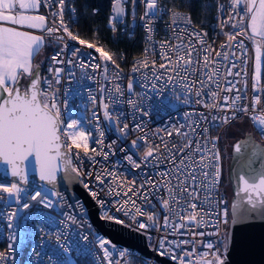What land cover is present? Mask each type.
Instances as JSON below:
<instances>
[{"label": "built area", "instance_id": "2783aa9c", "mask_svg": "<svg viewBox=\"0 0 264 264\" xmlns=\"http://www.w3.org/2000/svg\"><path fill=\"white\" fill-rule=\"evenodd\" d=\"M74 1L65 0L64 20L69 30L77 34L74 29L77 21ZM146 3L147 0L135 2L125 0L123 4L125 13L114 20L116 14L113 11L115 4L113 0L110 17L113 40L118 41L125 34L129 37L134 35L130 33V27L133 19L132 7L135 4V31L138 30L142 36V49L124 68H117L111 62H107V73L104 71L105 62L98 58L99 53L94 49L72 41L62 30L51 36L46 32L40 33L50 44L47 63L42 69V81L45 79L51 81V91L55 93L61 119L64 121L61 128L66 130L68 123L77 120L90 135L89 156L73 147L70 153L72 161L70 167L80 170L82 174L79 175V179L89 195L91 191L98 193L96 198L90 196L99 206V216L102 219L107 215L114 219L106 220L112 222H115V219L122 220L123 223L120 225L143 234L148 248L159 255L161 241L165 242L164 250L171 249V253L177 257H181L184 251H193L194 247L197 253L213 251L220 255L221 239L228 233L231 221V200L223 191L225 169L221 139L227 127L246 119L257 141L264 142V134L251 119L253 115H260L264 111V91H255L256 87L264 89V58L261 81L257 86L254 80V49L251 42L243 36H237L230 50L221 47L228 43L224 33L238 31L233 29V22L228 21L230 14L235 15L231 13L230 0L220 3L213 18L204 25L196 24L192 20L190 24L182 20L173 23V13L183 16L189 14L169 9L167 0H157L159 11L155 16L151 13L145 16ZM58 7L56 0H52V4L43 2L41 4V13L49 17L50 26L53 19L56 20L57 26L59 24L58 17L51 15ZM113 23L115 28L112 27ZM148 26H151V32L148 31ZM194 33L201 34L205 40L204 45L199 43ZM204 33L207 35L204 36ZM59 36L65 38L67 49L64 48V43L57 41L56 38ZM240 41L244 42L246 53L236 47ZM162 44L163 51L172 59H175V53L170 50L172 46L183 44L187 48L194 45L196 51L192 55L200 61L198 65H193L197 70L177 73L160 68L161 63H167L160 55ZM208 46L212 48L211 53L205 51ZM74 48L80 49L75 55ZM217 52H227L229 58L225 60L222 55L217 56ZM58 53V58L62 62L54 63L51 57ZM205 55H210L211 60L217 63L204 68ZM145 58L148 60V67H140L139 62ZM96 64H100L101 67H93ZM233 64L236 67H232ZM134 68L138 70L133 71ZM212 68L219 69V75L214 77L219 82V88L203 76L204 72H210ZM56 69H61L59 82L55 78ZM229 70L233 75H227ZM237 72L240 74L236 75ZM170 76L172 79H169ZM201 79L206 81V86L203 87L204 94L197 97L194 93L196 89L202 87L199 83ZM245 80L247 88L244 86ZM192 81L196 83L189 92L184 85H191ZM129 84L132 85L131 90ZM233 85L235 88L232 92L225 91ZM236 89H239V92ZM212 91L218 93V101L223 110L205 106L213 103L210 96ZM236 95L241 96L237 108L247 107L248 113L229 110L231 98ZM257 95L261 97L260 105L255 104ZM224 96L230 97L227 104L223 100ZM185 100L188 103H185ZM197 100L201 103H197ZM105 104L108 105L107 111L111 119L104 116ZM225 116L228 117L227 122L223 119ZM125 124L128 125L126 134L121 132ZM176 130L188 135L186 137L177 135ZM168 132L172 135H167ZM140 137L145 139H139ZM188 139L193 141V147L196 143L201 146L202 151L196 154V161H199L200 155H204L206 157L204 163L208 164L207 168L198 167L196 171L195 191L198 192L200 199L193 202L197 204V211L201 212L205 221L200 226H196L195 222L188 223V213L193 210L187 206L186 194L178 197L180 203L170 201L171 211L165 210L162 204L163 199H169L165 182L170 183L173 188L178 183L171 174L173 165L164 144L167 143L168 148L176 153V160L179 161L181 154L173 145L183 146ZM133 140L137 142L135 148L132 146ZM149 145L159 146L160 151L154 153V157H160L159 160L154 157L148 158L147 162L144 160V152ZM92 149H95V152ZM185 152L191 153L192 149H186ZM89 157H94V160ZM128 157H131L132 162ZM136 164L140 167L137 168ZM217 166L220 171L219 182L213 188L211 185ZM203 171L208 172L207 179L202 176ZM164 172L170 174L161 175ZM97 175L102 177V184L96 179ZM149 181L151 183H148ZM201 183L204 187H200ZM0 184L6 187L17 184L22 189L18 198L15 194L9 195L0 190V253L6 254V259L0 261V264H61V261L66 264H77L79 259H86L90 264H107L97 237L111 240L95 229L88 209L81 200L72 201L75 212L64 192L63 198L58 199L57 192L45 185L31 190L13 181ZM142 184L144 187H140ZM130 187L132 191H128ZM37 192L40 193V197L30 199ZM125 192L127 195H124ZM145 194L148 195L147 202L143 198ZM205 197L208 198L207 202ZM124 201L129 203L124 205ZM131 201H135V206ZM136 207H140L145 213L155 215L156 222L149 221L147 215H137ZM225 210L228 211L227 223L224 222L223 216ZM180 216H184L185 219L181 220ZM165 218L169 221L168 225L164 223ZM141 223L149 227L142 229L139 227ZM181 224L186 227H180ZM201 232L206 235H198ZM184 240L190 243L183 244ZM201 241L203 243H200ZM175 242H181L180 247H177ZM209 242L214 245L212 250L205 247ZM106 246L113 252L112 259L116 264H161L155 258L146 257L135 249L119 247V244L112 241L111 245ZM121 251L125 252L123 257L119 256ZM163 257L178 264V260H173L170 254Z\"/></svg>", "mask_w": 264, "mask_h": 264}, {"label": "snow or ice", "instance_id": "6c2138e0", "mask_svg": "<svg viewBox=\"0 0 264 264\" xmlns=\"http://www.w3.org/2000/svg\"><path fill=\"white\" fill-rule=\"evenodd\" d=\"M52 4V0H0V162L11 166V174L14 177H19L21 180L27 181L26 175V165L29 158H34L35 163L39 166V175L41 180L48 181L49 183H54L57 179V173L61 171L63 164V171L66 175H71L75 173L77 176L82 173L76 167L71 166V156L69 155L73 147L83 151L85 156H89L90 148V135L85 132L83 127L80 126L77 120H72L66 125V130L61 128L64 121L61 119V112L59 105L56 103L55 93L51 91V81L41 79L39 75V65H36V71L34 72L33 60L35 56L39 55L41 49L45 46V36L34 34L33 31L38 30L43 33L46 32L49 36L63 31L67 33V38L72 41H77L79 45H85L89 49H94L96 53H99V59L105 62L104 71L107 73V62H111L117 68L119 64L114 58V54L106 51L104 47L97 46V43H90L86 39L80 38L78 34H74L69 30L68 25L64 20V10H65V0H56L58 3V10L52 12V17H58L59 24L56 25V20L51 21L49 25V17L43 14H39V9L41 4ZM135 2V0H133ZM125 0H115L113 11L116 14L113 18L114 20L125 13V8L123 4ZM231 13L228 16V21L233 22V29H238L235 33H224L227 37V45H221L222 48L227 47L229 50L233 47V42L237 40V36H243L245 39L251 42V46L254 49V80L258 86L261 81V66L262 58H264V0H230ZM145 16L151 13L155 16L156 12L159 11L157 7V0H147L146 3ZM177 20H182L186 24L191 23L190 16H183L179 13H173V23ZM224 23L221 24V27ZM115 28V24L112 25ZM27 29V30H25ZM148 31L151 32V26H148ZM198 38L201 45L205 44V40L201 37L200 33H194ZM204 36L207 33L203 34ZM58 42L64 43L65 38L59 36L56 38ZM166 43V42H165ZM236 47L243 49L247 52V48L243 41H240ZM64 48L67 49V43H64ZM164 44L161 45L160 55L167 63H161L160 68L170 70L172 72H195L197 69L193 65H198L200 61L195 59L192 55L196 51L195 46L187 47L183 44H177L172 46L170 50L175 53V59H172L167 52L163 51ZM80 51L79 48L73 49V55ZM205 51L208 53L212 52L211 46H208ZM217 56H223L227 60L228 53L217 52ZM59 53L52 56L51 59L54 63H61L59 60ZM246 59V56H245ZM217 63L211 60L210 55H205L203 57V67L209 68L211 64ZM140 67H148V60L139 62ZM155 66V62H153ZM171 66V67H169ZM93 67L99 68L100 64L93 65ZM232 67H236L235 64ZM51 70V69H50ZM138 69L134 68L133 71ZM61 69L55 70V78L59 82V73ZM240 73L237 72L236 75ZM219 75L218 68H212L210 72H204L203 76L207 78V81L215 83L217 88H219V82L214 79V77ZM227 75H233L231 70L228 71ZM186 78V77H185ZM169 79H172L170 76ZM24 80L27 87L21 83ZM196 81H192V84H185L184 87L192 91L193 85ZM201 84L200 89H196L195 95L197 97L201 96L203 93V87L206 86V81L201 79L199 81ZM42 85H46L43 87ZM244 86L247 88V81H244ZM129 90H131L132 85L129 84ZM235 85L231 88H226L225 91L232 92ZM119 91V88H117ZM239 92V89H236ZM256 92L264 91L259 87L255 88ZM212 104H206V107L210 108H221L218 101V93L216 91L210 92ZM224 102L230 100V97L224 96ZM241 100L240 95H236L231 98V104L229 105V110L235 112L248 113L249 109L247 107L237 108V102ZM201 103L200 100L196 101ZM131 103V101H130ZM185 103H188L185 100ZM255 104H261V97L259 95L255 96ZM108 105H104V116L111 119L108 111ZM221 110H223L221 108ZM235 118V116H233ZM215 119V117H214ZM224 121H228V117H223ZM254 125L258 127V130L264 134V111L260 115H253L251 117ZM139 127V126H137ZM128 125L125 124L121 132H125ZM177 135L187 136V133H180L176 130ZM103 136V133L100 134ZM167 135L171 136L172 133L168 132ZM139 139H145L140 137ZM66 141H71V143H66ZM136 140L132 141L133 148L136 147ZM245 147H251L253 149L252 156L255 157L260 151L261 158L264 159V150H259L257 145H254L249 140L244 142ZM177 148L181 154V159L176 160V153H173L171 149L168 148L167 143L164 144V148L170 153V160L173 165L171 169V174L174 179L178 181L175 188H173L170 183L165 182V187L169 193V199H163L162 204L165 210L171 211L170 201L175 200L176 203H180L178 197H183L184 194L187 195V206L193 211L188 213L187 220L188 223H196V226H200L205 221L200 211H197V204L193 201L200 199L199 194L195 191L197 187V168H207L208 164L204 163L206 157L200 155L199 161H196L195 156L197 153H201L202 149L199 143H196L193 147V141L188 139L183 146L173 145ZM241 143L235 145V152L237 154L241 153ZM186 149H192L191 153L185 152ZM95 152V149H92ZM160 151L159 146L149 145L144 152V160L147 162L148 158L154 157V153ZM79 156V152L76 153ZM218 155V154H217ZM106 157V154H105ZM94 160V157H89ZM155 159L159 160L160 157L155 156ZM129 161L132 162L131 157H128ZM62 162V164H61ZM134 163V162H133ZM137 168L140 167L139 164L135 165ZM6 174V173H5ZM169 172L161 173L163 176H168ZM202 176L207 179L208 172L203 171ZM220 171L217 166V170L214 173V180L211 187L214 188L219 182ZM97 180L103 183V179L100 175H97ZM148 183H151L150 181ZM135 184V181L132 182ZM87 188V185H85ZM140 187H144L142 184ZM200 187H204L203 183ZM0 190L9 193V195L15 194L17 198L19 197L22 189L17 184H11L10 187H6L0 184ZM130 187L128 191H132ZM119 195V193H116ZM139 194V193H136ZM236 201L232 205V214L234 216V223L238 222L244 215L260 210L264 213V163H262L260 168H252L250 165L248 169L243 173L237 174V188H236ZM90 195L96 198L98 193L91 191ZM127 195V192L124 193ZM40 197V193L37 192L30 199H37ZM144 200L148 201V195L143 196ZM208 198L205 197V202ZM129 201H124V205H127ZM133 206H135V201H131ZM103 207V203L101 202ZM83 208L82 205H80ZM186 211V209H182ZM137 215H147L149 221L156 222L157 218L153 214L145 213L140 207L135 208ZM127 215V212L125 213ZM225 217L224 222L227 223L228 211L225 210L223 213ZM198 217L200 219H198ZM105 219H114L113 217L105 215ZM181 220H184V216H180ZM75 222V221H74ZM116 223L122 224L123 221L115 219ZM165 225H168L169 221L165 218ZM140 228H147L149 225L141 223ZM180 227H186V225L181 224ZM198 235H206V233H198ZM97 242L99 248L103 251V256L107 260V264H116L112 259L113 252L109 250L106 245H111V241L97 237ZM164 241L160 242V255H171L173 260H178V264H225V261L218 252L205 251L203 253H197L195 247L193 251H184L181 257H177L174 253H171V249L164 250ZM177 247H180L181 242H175ZM183 244H189L190 241L184 240ZM200 243H203L202 241ZM114 247V246H113ZM206 249L212 250L214 248L213 243H207L205 245ZM125 255L124 251L119 253L120 257ZM187 258V259H185ZM6 259L5 253H0V261ZM61 264H66V262L61 261Z\"/></svg>", "mask_w": 264, "mask_h": 264}, {"label": "water", "instance_id": "95a60500", "mask_svg": "<svg viewBox=\"0 0 264 264\" xmlns=\"http://www.w3.org/2000/svg\"><path fill=\"white\" fill-rule=\"evenodd\" d=\"M131 16L133 19L131 21L130 33L134 34L136 27V20L134 18L135 4L132 7ZM39 75L42 79V68L40 65ZM22 81L21 83L23 84ZM24 86L27 87V84ZM249 137H251L252 143L258 146L259 150H264V145L254 138L253 133H247L243 139L240 138L233 144V157L229 169L233 197L230 206L231 221L227 237L228 246L225 257L223 258L225 264H264V213L260 210H256L244 215L235 223L233 222L235 218L232 214V205L237 199L235 194L237 188V174H243L248 169L249 165L252 168L258 169L261 167L262 163H264L260 151L253 157V149L244 146V142L248 141ZM237 143L242 144L240 154L235 152V145ZM25 171L27 175L26 182L19 177L12 176L11 166L0 162V183L13 181L31 190L45 185L57 192L58 199L63 198L62 192H64L71 204L72 201L81 200L88 209L90 219L95 229L107 236L113 243L119 244V247L132 250L135 249L146 257L155 258L161 264H177L151 251L146 244L143 234L118 223L102 219L99 216V206L84 189L79 176L75 173H72L70 176L66 175L63 171V164L61 171L57 173V179L54 183H49L48 181L40 179L39 166L35 163L34 158H29Z\"/></svg>", "mask_w": 264, "mask_h": 264}, {"label": "trees", "instance_id": "16d2710c", "mask_svg": "<svg viewBox=\"0 0 264 264\" xmlns=\"http://www.w3.org/2000/svg\"><path fill=\"white\" fill-rule=\"evenodd\" d=\"M225 0H167V6L172 10H181L189 14L191 20L199 25L209 22L217 7ZM77 21L74 29L82 39L97 46L104 47L106 51L114 54L119 67L124 68L140 54L142 49V36L138 30L132 37L127 34L118 41L112 38L110 17L113 0H75ZM77 264H90L86 259L77 260Z\"/></svg>", "mask_w": 264, "mask_h": 264}, {"label": "rangeland", "instance_id": "374dc122", "mask_svg": "<svg viewBox=\"0 0 264 264\" xmlns=\"http://www.w3.org/2000/svg\"><path fill=\"white\" fill-rule=\"evenodd\" d=\"M48 46L50 44L48 43ZM36 60L38 61V65L41 66L43 69L47 63V54L45 52H41ZM23 84L25 85L26 82L23 80ZM247 133H252V129L246 119L239 120L238 122L234 123L233 125L227 127L222 135L221 145L223 148L224 153V169H225V180L223 184V191L228 197V199L232 200V186L229 177V169L231 160L233 157V144L240 138H244ZM256 136V135H255ZM228 233L224 234L221 239V257L224 258L228 246L227 242Z\"/></svg>", "mask_w": 264, "mask_h": 264}, {"label": "crops", "instance_id": "0c3cea01", "mask_svg": "<svg viewBox=\"0 0 264 264\" xmlns=\"http://www.w3.org/2000/svg\"><path fill=\"white\" fill-rule=\"evenodd\" d=\"M39 14H42L41 13V10L39 9ZM25 30H27V29H25ZM29 31H33L34 32V34H38V35H41L40 33L41 32H39L38 30H29ZM49 50H50V46H48V42H46V40H45V46L41 49V51H40V53L41 52H45L46 54H47V56H48V52H49ZM39 53V54H40ZM38 56V55H37ZM37 56H35V58H34V60H33V65H34V71H35V69H36V65H38L37 63H38V61L36 60V58H37Z\"/></svg>", "mask_w": 264, "mask_h": 264}, {"label": "flooded vegetation", "instance_id": "af4514ba", "mask_svg": "<svg viewBox=\"0 0 264 264\" xmlns=\"http://www.w3.org/2000/svg\"><path fill=\"white\" fill-rule=\"evenodd\" d=\"M255 138V137H254ZM256 139V138H255ZM257 140V139H256ZM259 142V141H258ZM262 145H264V142H260Z\"/></svg>", "mask_w": 264, "mask_h": 264}]
</instances>
